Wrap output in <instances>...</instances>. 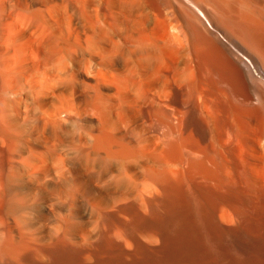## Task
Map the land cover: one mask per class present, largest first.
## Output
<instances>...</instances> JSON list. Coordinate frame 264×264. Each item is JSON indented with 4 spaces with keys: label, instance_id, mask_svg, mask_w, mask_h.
Masks as SVG:
<instances>
[{
    "label": "bare ground",
    "instance_id": "obj_1",
    "mask_svg": "<svg viewBox=\"0 0 264 264\" xmlns=\"http://www.w3.org/2000/svg\"><path fill=\"white\" fill-rule=\"evenodd\" d=\"M0 264H264V0H0Z\"/></svg>",
    "mask_w": 264,
    "mask_h": 264
}]
</instances>
